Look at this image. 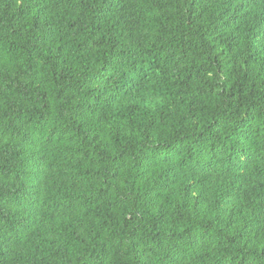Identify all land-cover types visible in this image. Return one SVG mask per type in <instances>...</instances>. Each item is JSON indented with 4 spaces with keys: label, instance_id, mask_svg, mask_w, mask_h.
Instances as JSON below:
<instances>
[{
    "label": "trees",
    "instance_id": "obj_1",
    "mask_svg": "<svg viewBox=\"0 0 264 264\" xmlns=\"http://www.w3.org/2000/svg\"><path fill=\"white\" fill-rule=\"evenodd\" d=\"M0 264H264V0H0Z\"/></svg>",
    "mask_w": 264,
    "mask_h": 264
}]
</instances>
